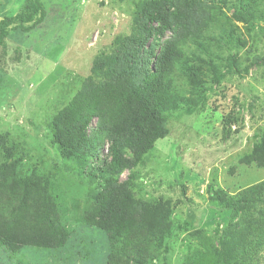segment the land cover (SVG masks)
Wrapping results in <instances>:
<instances>
[{"label":"rangeland","instance_id":"rangeland-1","mask_svg":"<svg viewBox=\"0 0 264 264\" xmlns=\"http://www.w3.org/2000/svg\"><path fill=\"white\" fill-rule=\"evenodd\" d=\"M42 1L44 21L29 32L10 30L0 51V167L15 171L2 187L16 195L13 210L22 205L33 215L46 198L56 200L70 237L61 248L26 246L16 254L0 246V264H132L136 244L147 264H264V0H170L167 38L183 58L171 77L168 134L120 175L121 182L136 175L127 202L136 208L134 223L121 236L90 218L94 167L64 159L52 129L92 109L82 97L89 78L112 71L120 38L145 36L143 8L162 0ZM25 2L0 0V20ZM118 113L114 104L92 128ZM8 193L0 187L4 201ZM164 225L159 245L154 236ZM238 241L252 246L245 263Z\"/></svg>","mask_w":264,"mask_h":264},{"label":"trees","instance_id":"trees-1","mask_svg":"<svg viewBox=\"0 0 264 264\" xmlns=\"http://www.w3.org/2000/svg\"><path fill=\"white\" fill-rule=\"evenodd\" d=\"M201 1V0H194ZM170 0H162L158 6L146 5L141 18L147 19L145 36L133 32L120 38L115 55L111 58L112 71L89 78L82 97L92 109H78L76 115L66 117L54 127L55 141L59 144L64 159H73L93 166L92 180L97 183L98 192L93 196L94 206L90 218L103 230L114 236H121L134 223L135 206L127 202L131 197V182L136 175L131 172L126 182L120 175L142 161L143 156L154 147L156 141L168 134L167 104L170 96L171 77L183 58V49L177 40L168 37L172 28L174 13ZM148 15V16H145ZM46 9L42 0H26L23 9L16 14L6 15L0 20V51L6 47L10 30L29 32L42 23ZM154 29L162 43L152 40ZM147 33V34H146ZM148 46V47H147ZM119 110L112 122H102L97 130L92 128L95 116L103 118L113 105ZM93 109L96 113L93 112ZM97 114V115H96ZM100 118V117H99ZM107 146V154L101 157L102 146ZM260 146L264 147V140ZM93 158V160H91ZM97 160L100 164L94 165ZM0 167V187L9 190L6 201L0 195V246L16 254L26 246L61 248L69 240V229L61 224L56 200L46 198L37 210L40 214H30L22 205L12 209L13 190L2 187V180L15 175L12 167ZM11 171V172H10ZM34 175L27 177L28 180ZM49 177V176H48ZM42 179L41 183L46 182ZM25 194V193H24ZM249 193L240 198V207L246 204ZM20 197H23L21 195ZM49 203V204H48ZM51 204V205H50ZM18 212L15 214L14 212ZM36 217L38 222L30 220ZM166 225L154 236L157 244H163L168 235ZM242 229L237 231V236ZM261 239H264L263 237ZM130 244V243H129ZM223 246H227V241ZM237 258L242 262L254 256L251 245L236 242ZM141 245L136 244V255L132 264H147ZM241 251V252H240ZM150 259L151 254L147 251ZM224 252L228 255V249ZM219 253V251H218ZM221 262L226 263L219 253ZM230 256V255H228ZM112 256L115 260L118 256ZM227 264V263H226Z\"/></svg>","mask_w":264,"mask_h":264}]
</instances>
